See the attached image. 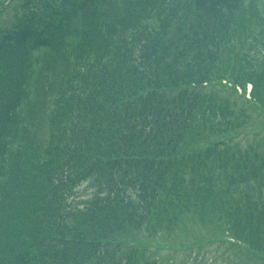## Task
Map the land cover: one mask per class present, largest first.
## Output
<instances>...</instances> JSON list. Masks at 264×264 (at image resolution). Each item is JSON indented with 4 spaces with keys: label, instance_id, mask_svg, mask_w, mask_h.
<instances>
[{
    "label": "trees",
    "instance_id": "16d2710c",
    "mask_svg": "<svg viewBox=\"0 0 264 264\" xmlns=\"http://www.w3.org/2000/svg\"><path fill=\"white\" fill-rule=\"evenodd\" d=\"M255 119L264 0H15L0 10V264H160L152 240L187 216L264 260V146L240 142Z\"/></svg>",
    "mask_w": 264,
    "mask_h": 264
},
{
    "label": "rangeland",
    "instance_id": "374dc122",
    "mask_svg": "<svg viewBox=\"0 0 264 264\" xmlns=\"http://www.w3.org/2000/svg\"><path fill=\"white\" fill-rule=\"evenodd\" d=\"M6 1L0 0V4ZM9 15L10 12L4 16L7 18ZM263 125L255 119L250 129L259 131ZM260 139L264 146V131L258 138L250 136L240 142L245 145L248 140ZM94 191L95 188L84 181L72 191L70 200L73 205H82ZM226 237L221 229L201 225L194 217L187 216L176 232L152 240L154 248L151 252L160 264H264V260L257 255L233 245Z\"/></svg>",
    "mask_w": 264,
    "mask_h": 264
},
{
    "label": "water",
    "instance_id": "95a60500",
    "mask_svg": "<svg viewBox=\"0 0 264 264\" xmlns=\"http://www.w3.org/2000/svg\"><path fill=\"white\" fill-rule=\"evenodd\" d=\"M13 0H8L5 4L0 5V9L1 8H5L6 6H8Z\"/></svg>",
    "mask_w": 264,
    "mask_h": 264
}]
</instances>
